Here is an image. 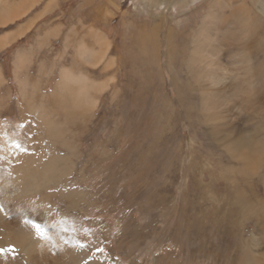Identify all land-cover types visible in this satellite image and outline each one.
<instances>
[{
  "label": "rangeland",
  "instance_id": "1",
  "mask_svg": "<svg viewBox=\"0 0 264 264\" xmlns=\"http://www.w3.org/2000/svg\"><path fill=\"white\" fill-rule=\"evenodd\" d=\"M257 1L0 0V264H264Z\"/></svg>",
  "mask_w": 264,
  "mask_h": 264
},
{
  "label": "bare ground",
  "instance_id": "2",
  "mask_svg": "<svg viewBox=\"0 0 264 264\" xmlns=\"http://www.w3.org/2000/svg\"><path fill=\"white\" fill-rule=\"evenodd\" d=\"M52 2V1H51ZM258 3H260V9L261 10H263L264 11V0H259V1H257ZM11 8V7H10ZM24 8V7H23ZM26 8H27V6H26ZM13 9H14V7H13ZM239 9H243L241 6H235L233 9H232V13L233 12H235L234 13V15L236 14V13H238L240 10ZM2 11H4V10H2ZM5 11H7V10H5ZM15 11V10H14ZM1 12V11H0ZM23 12V11H22ZM8 13V17H11V18H9V19H14V18H17L16 16H18V15H16L15 17H13L14 16V14L12 15V14H10V16H9V13L10 12H7ZM18 13H20V12H18ZM17 13V14H18ZM264 12H262V14H263ZM6 14V13H5ZM23 14H25V13H23ZM237 15V14H236ZM235 15V16H236ZM2 16H4V15H2ZM21 16V15H20ZM256 16H258V15H256ZM1 17V16H0ZM7 18V17H6ZM19 18V17H18ZM248 18L251 20V22H253V24L254 25H256L257 24V20L260 18L259 16L257 17V18H253L252 17V19H251V15H249L248 14ZM3 19V18H2ZM236 19H237V21L236 22H234V24H233V27L231 28V29H242V27H243V21L242 20H244L245 19V17L244 16H242V17H237L236 16ZM246 20H247V17H246ZM247 24H248V22H246ZM227 26V25H226ZM203 28H205V30H206V27H203ZM208 29V28H207ZM56 31H57V27H56V29H55ZM205 30H204V32H205ZM22 34H23V32H21ZM21 33H19V34H21ZM205 33H207V31L205 32ZM209 33H211V32H209L208 31V34ZM149 35V34H148ZM210 36V35H209ZM147 38V37H146ZM8 43H9V41L7 40V41H5V43L3 44V47L4 46H6V45H8ZM2 46V45H1ZM95 56V55H94ZM98 56V55H97ZM96 56V57H97ZM101 56V55H100ZM89 57V56H88ZM89 58H92V57H89ZM95 59V58H94ZM98 59H99V56H98ZM103 59V58H102ZM96 62V61H95ZM262 69V67L260 66V70ZM64 73V72H63ZM67 73V72H66ZM65 74V73H64ZM257 74V73H256ZM262 73H260V75H261ZM66 77H67V75H66ZM67 79H68V77H67ZM71 79V78H70ZM82 79V78H81ZM83 80V79H82ZM84 80H85V78H84ZM72 81H73V79H72ZM70 82V81H69ZM81 81L78 79V78H75V83H78L79 84V89H81V91H83L82 89H83V86H82V83H80ZM83 82V81H82ZM71 87V86H70ZM72 88V87H71ZM69 89V88H68ZM73 89H74V87H73ZM87 90V89H86ZM85 90V91H86ZM74 91H75V89H74ZM79 92V91H78ZM81 93V92H80ZM87 93H88V90H87ZM79 94V93H78ZM83 94V93H82ZM79 97V96H78ZM76 99V98H75ZM88 100H89V98H88ZM259 132H261V131H259ZM261 134V133H260ZM241 140V139H240ZM236 140V146L235 147H237L239 144L238 143H244V145H247V144H245V142H248V138L246 137V138H244V141L243 140ZM233 141H235V140H233ZM249 141H251L250 139H249ZM238 142V143H237ZM238 144V145H237ZM250 145V144H249ZM263 145V144H262ZM239 147H242L241 145H239ZM239 147H238V149H239ZM251 148H253V147H251ZM236 149V148H235ZM234 148H232V153H234L235 154V156H236V150H234ZM47 169V168H46ZM45 169V170H46ZM27 170V169H26ZM45 170H43V171H45ZM27 171H29V172H31V171H33L32 169L31 170H27ZM41 172V171H40ZM25 174V173H24ZM37 176V175H36ZM29 177V176H28ZM32 177V176H31ZM33 178H34V176H33ZM47 178V177H46ZM18 179H20V178H18ZM37 179H38V176H37ZM48 179V178H47ZM23 181V180H22ZM26 181V180H25ZM26 183V182H25ZM13 184V183H12ZM14 187V186H13ZM15 188V187H14ZM17 190V189H16ZM15 190V191H16ZM9 229H10V227H8ZM17 234V237H18V240L20 239L21 240V242H23V244L25 243V240H26V238H24V237H19L20 236V234H18V233H16ZM16 234H15V236H14V234H13V236L16 238ZM30 235V234H29ZM28 235V236H29ZM24 238V239H23ZM33 241L34 240H32L31 241V243L30 244H24V247H22V250L24 251V253L26 254V255H33V252H34V250H35V248L37 247V241L35 242L34 241V243H33ZM17 244V243H16ZM21 244V243H20ZM34 247V248H33ZM69 248V247H68ZM43 249V248H42ZM41 249V252H44V249L42 250ZM37 251V250H36ZM40 251V250H39ZM68 251H70L69 249L68 250H66L65 251V253H68ZM71 252V251H70ZM45 253V252H44ZM64 253V254H65ZM52 254V253H51ZM61 255H62V253H61ZM27 256V257H28ZM41 256V255H40ZM48 256V255H47ZM32 257V256H31ZM33 259V258H32ZM36 264H38V263H36ZM97 264H99V263H97Z\"/></svg>",
  "mask_w": 264,
  "mask_h": 264
},
{
  "label": "snow or ice",
  "instance_id": "3",
  "mask_svg": "<svg viewBox=\"0 0 264 264\" xmlns=\"http://www.w3.org/2000/svg\"><path fill=\"white\" fill-rule=\"evenodd\" d=\"M17 147H19V145H17ZM36 227H37V232H38V234H43V233H42V230L39 228V226L37 225ZM0 251H2V250H0Z\"/></svg>",
  "mask_w": 264,
  "mask_h": 264
},
{
  "label": "crops",
  "instance_id": "4",
  "mask_svg": "<svg viewBox=\"0 0 264 264\" xmlns=\"http://www.w3.org/2000/svg\"><path fill=\"white\" fill-rule=\"evenodd\" d=\"M22 34V33H21ZM21 34H19V35H21Z\"/></svg>",
  "mask_w": 264,
  "mask_h": 264
}]
</instances>
